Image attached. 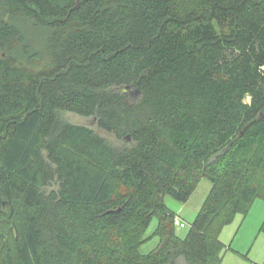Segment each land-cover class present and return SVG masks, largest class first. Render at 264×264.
Returning a JSON list of instances; mask_svg holds the SVG:
<instances>
[{"label":"trees","instance_id":"obj_1","mask_svg":"<svg viewBox=\"0 0 264 264\" xmlns=\"http://www.w3.org/2000/svg\"><path fill=\"white\" fill-rule=\"evenodd\" d=\"M16 15L49 30L37 70L14 56ZM202 178L180 238L164 198ZM256 198L264 0H0V264H221L222 228Z\"/></svg>","mask_w":264,"mask_h":264},{"label":"rangeland","instance_id":"obj_2","mask_svg":"<svg viewBox=\"0 0 264 264\" xmlns=\"http://www.w3.org/2000/svg\"><path fill=\"white\" fill-rule=\"evenodd\" d=\"M19 34V43L14 50L16 60L32 69H39L45 65L48 59L46 40L48 29L37 25L27 16L16 15L11 19ZM65 121L82 125L92 129L109 143L114 144L112 134L100 130L93 117H82L71 112L62 113ZM211 189V183L202 178L188 200L184 203L165 196V205L173 212L176 221V234L184 238L191 224L196 218L205 198ZM264 200L256 198L246 214L238 213L226 224L219 235L224 245L221 251V264H263L264 263ZM157 220L153 218L146 231V236L153 233ZM158 239L152 238L140 246V252L147 253L157 244ZM175 264H184L178 259Z\"/></svg>","mask_w":264,"mask_h":264},{"label":"built area","instance_id":"obj_3","mask_svg":"<svg viewBox=\"0 0 264 264\" xmlns=\"http://www.w3.org/2000/svg\"><path fill=\"white\" fill-rule=\"evenodd\" d=\"M174 223H175L176 226L180 225V223L178 221H176V220H174Z\"/></svg>","mask_w":264,"mask_h":264}]
</instances>
